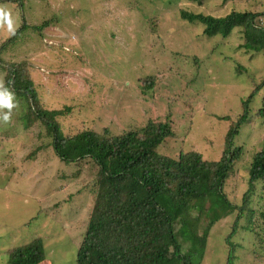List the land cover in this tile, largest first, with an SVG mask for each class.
I'll return each mask as SVG.
<instances>
[{
	"label": "rangeland",
	"instance_id": "1",
	"mask_svg": "<svg viewBox=\"0 0 264 264\" xmlns=\"http://www.w3.org/2000/svg\"><path fill=\"white\" fill-rule=\"evenodd\" d=\"M0 8L14 28L0 27V56L29 63L46 108L68 107L60 118L67 134L86 127L120 134L169 119L176 137L163 142L162 153L197 150L218 159L230 125L249 109L234 142L244 153L225 187L228 198L242 204L249 187L243 166L264 149V117L257 113L264 108V51L242 47L239 28L210 38L181 11L264 12V0H0ZM45 22L41 32L33 28ZM144 78L155 82L147 92ZM24 105L19 102L9 123L0 121V264H9L6 250L39 237L47 253L40 264H77L96 167L90 159L63 160L48 145L51 138L38 134L40 124L25 128ZM260 195L250 205L264 211ZM240 214L237 224L235 213L214 226L201 264H229L231 242L237 246L231 264H264V217ZM248 220L252 230L243 227Z\"/></svg>",
	"mask_w": 264,
	"mask_h": 264
},
{
	"label": "trees",
	"instance_id": "2",
	"mask_svg": "<svg viewBox=\"0 0 264 264\" xmlns=\"http://www.w3.org/2000/svg\"><path fill=\"white\" fill-rule=\"evenodd\" d=\"M190 1L202 4L205 0ZM181 15L204 25V33L210 38H227L239 28L245 40L242 47L264 51V12L234 10L214 16L182 10ZM156 21L154 18L150 23ZM47 23L33 28L41 32ZM20 32L21 28L7 42ZM0 68L5 73V84L25 104V128L40 124L44 129L39 128L38 134L51 138L48 145L63 160L81 164L90 159L96 167L95 201L77 264H201L211 231L220 220L238 213L237 224L243 216L241 210L248 215L259 212L264 217V211L250 205L253 195L264 194V149L243 166L249 173V187L242 204H234L225 192L227 180L236 172L235 164L244 153L243 146L234 142L240 127L248 121L249 109L230 125L220 158L207 159L200 151L185 149L173 156L160 151L166 139L176 137L169 119H151L120 134L109 127L102 131L78 128L67 134L60 118L69 113L68 107L44 106L27 61L8 62L0 56ZM143 81L146 92L155 85L153 78ZM257 113L264 117V108ZM250 224L248 220L243 227L252 230ZM236 249L231 242L229 264L237 257ZM6 253L9 264H40L47 258L40 237L9 248Z\"/></svg>",
	"mask_w": 264,
	"mask_h": 264
},
{
	"label": "clouds",
	"instance_id": "3",
	"mask_svg": "<svg viewBox=\"0 0 264 264\" xmlns=\"http://www.w3.org/2000/svg\"><path fill=\"white\" fill-rule=\"evenodd\" d=\"M7 25L9 32L14 31L13 20L10 13L0 8V27ZM11 81H9V84ZM19 108V102L16 99L15 93L12 89L0 80V121L7 124L11 120V115L14 109Z\"/></svg>",
	"mask_w": 264,
	"mask_h": 264
}]
</instances>
